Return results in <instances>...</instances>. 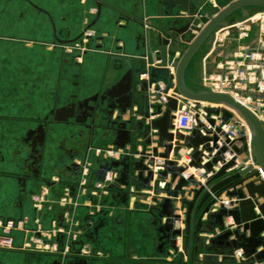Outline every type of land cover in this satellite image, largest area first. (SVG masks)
Wrapping results in <instances>:
<instances>
[{
	"label": "crops",
	"instance_id": "0c3cea01",
	"mask_svg": "<svg viewBox=\"0 0 264 264\" xmlns=\"http://www.w3.org/2000/svg\"><path fill=\"white\" fill-rule=\"evenodd\" d=\"M123 1L122 4L116 5L112 0H96V3L93 0H0V50L9 51L10 54L15 55L11 61H0V180L10 178L18 181L19 189L12 199L15 207L21 211L17 217L7 218L34 219L36 215L32 196L42 186L48 185L50 189L47 197L48 208L43 210L40 221L45 229H51L52 220L62 219L63 216V207L58 202L62 194L61 189L78 182L80 166L77 161L86 157L90 146L107 147L121 142L120 135L114 134L113 137L108 138V140L106 138L96 145L94 139L100 135V132L102 136L106 132L97 130L88 139L83 137L82 133L84 132L79 128L57 123L51 126L47 132V149L43 157L41 153L37 155L38 146L33 143H31L32 152H29L27 148L30 145L28 143L36 138L33 130L34 125H41L42 121L54 110L58 112L62 110L61 112L65 114L67 103L71 100V94L77 93L73 82L80 81L81 78H84L88 83L90 82L84 92L86 93L85 96L103 88L107 89L106 92L112 90L121 75L130 68L139 67L137 64L140 57L151 50L150 47L143 49L142 40H140V37L142 38L144 33L148 32L151 27L149 25L169 29L180 28L187 22V19L175 18L174 15L165 16L164 14L161 17L158 1L154 8L156 13L151 16L144 13L139 20L136 16L138 11L136 0ZM99 2L102 4V8L101 15L97 18ZM92 6L96 9L95 18L90 27V30L92 29L94 32L92 40V49L94 50L84 53L81 59L78 53L75 55L67 54L65 45L70 41L62 43L61 40L67 38L74 40L85 32L87 23L83 25V22L88 13L93 12ZM105 6L109 10L112 9L111 11L117 12L120 16L117 23L122 28L127 26L130 20H137L141 23L143 29L137 33L134 43L136 52L129 53L127 44L121 39H115L112 49H107L109 34L102 31L103 33L99 36L98 31L94 29L103 17ZM173 14H176V11ZM154 20H159V22L153 24L152 21L154 22ZM106 21L107 19L104 20V23ZM228 21L229 24L237 22V20L231 21L230 19ZM104 23L103 25H106ZM146 25L149 27L147 28ZM6 30H12L19 35L6 36L4 33ZM231 34L238 36V30H229L228 36ZM236 37L229 39V41L233 40L234 43V50L229 57H222L219 54L215 56L216 49L210 54L213 49L212 46L210 47L211 44L204 45L208 49L204 51L200 65L202 66L204 58L207 57V71L209 73L215 71L217 60L230 58L232 54L234 55L237 49L236 45L238 46ZM138 46H140L139 49ZM204 46L199 51H203ZM98 47L101 49L98 50ZM91 53L107 55L108 60L102 65L89 68L86 63L87 56ZM211 58L213 61L209 62ZM7 64L8 67H6ZM121 66L123 67L121 68ZM76 74H79L78 78L75 76ZM153 75L155 76L156 73ZM186 84L193 91H202L201 79L197 86L193 85L194 87H192L188 85L187 81ZM141 94L140 100L137 99L138 94L133 96V105L127 108L125 112L120 115L116 111L109 119L126 123V130L129 131L130 138L137 137L144 146H149L151 140L144 134L147 126L148 96L145 93ZM115 96L116 94L111 98ZM135 107L141 110L138 112V118L134 117ZM84 139L89 140V142L86 144L84 156L79 157L78 150ZM89 157L93 162V173L97 168H100L98 169L99 174L106 162L100 161L94 154L89 155ZM120 163L123 164V161ZM125 164L129 167L127 168L126 180L124 183H115L112 186L111 194L101 202L106 209L102 213L89 216L88 209L80 207L76 213L83 229L78 240L72 244L73 251L82 252L86 248L93 253L104 252L107 257L94 258L79 253L65 257L62 264H97L96 261L99 260H111L112 264H130L129 262H133V264H169L170 251L174 246L176 234L170 221L165 223L162 220L164 218L170 220L171 217L181 211L179 207L181 202H186L189 199L186 192L194 188L195 184H191L184 191L170 188L166 191L167 197L163 201L157 202V198L151 192L152 185L148 176V168L137 161H127ZM50 173V177L44 180L39 189L31 195V214H25L23 203L29 185L31 183L38 185L39 182L43 181V176ZM55 176L59 178V183L52 182ZM137 199H141V202H138ZM263 201L260 200V202ZM134 212H147L152 215L153 231L147 243L148 247L145 248V255L135 253L132 246L134 240H132L130 217ZM219 213L211 215L204 222L198 221L196 224L198 234L193 248L194 264H237L234 259V252L239 247H244L246 252V259L241 264H264V253L259 251L261 244H264L263 242L259 243V241L264 238L260 236L253 239L247 232L239 233V230H230L231 220L226 215L219 218L217 216ZM110 220H113L115 227L123 224L124 233L127 235L126 239L121 235L116 236V229L113 232L108 231ZM216 227L223 228L224 231L210 238L209 242L206 243V239L200 234L213 232ZM236 232L238 233L236 234ZM240 236L243 237L240 239ZM113 238L120 242V247L107 245L111 243ZM151 242L153 249L150 248ZM247 247H251V249H247ZM15 251L26 254H42ZM42 255L49 257L43 264H59L57 256L53 254ZM199 255H202V260L198 258ZM124 256H128V258L123 262L117 259ZM219 256L222 257V263H218Z\"/></svg>",
	"mask_w": 264,
	"mask_h": 264
},
{
	"label": "built area",
	"instance_id": "2783aa9c",
	"mask_svg": "<svg viewBox=\"0 0 264 264\" xmlns=\"http://www.w3.org/2000/svg\"><path fill=\"white\" fill-rule=\"evenodd\" d=\"M231 0L228 3L234 2ZM209 2L214 3L215 0H205V6L200 7V11L205 17H212L214 9H222L224 6H214L209 9ZM178 18L189 20L186 12H180ZM258 25V33L252 36L253 27ZM148 28L149 26L146 25ZM200 29L205 27V24L200 23ZM231 29L238 30V46L234 52L233 58H224L217 60L215 71L208 72L206 68V59L202 62L201 86L202 91L228 94L238 100L241 104L247 107L260 121L264 128V9L260 8L257 12L250 14L242 21H237L229 24L227 27L217 28L211 36L212 50L217 46H222L225 42L228 32ZM93 32H85L81 46L78 45V51L85 49ZM199 31L190 29L186 36V43L189 44L198 36ZM182 41L181 37H178ZM69 47H65L67 50ZM187 46L180 45L175 51L174 60H179L186 51ZM143 60V68L137 76L138 87H145L148 102L146 106V130L144 134L151 140L149 146H144L142 141L137 138H130L123 146L110 145L107 147L90 146L87 150L86 157L80 161L82 166L80 178L75 185H67L63 187L60 205L66 208L62 219H53L51 229L47 230L40 225V216L43 212V204L49 195V187L44 186L40 194L35 195L34 207L38 212L36 222L39 221L37 228L29 229L27 227L28 219L3 218L0 219V250H20L26 252H38L42 254H53L57 256V261L62 264L65 257L69 255H78L84 253L94 258L104 257L103 253H93L91 250L84 248L82 252H74L72 249L73 242H76L82 233L83 226L77 218V210L80 207H86L89 211V216L102 213L106 208L102 205V200L109 196L112 192V186L119 179L120 173L118 169L109 167L108 162H141L149 171L150 182L152 185V195L155 196L157 202L163 201L167 197L166 191L170 188L178 191H184L191 184H195L194 188L188 190L189 199L186 202H181V211L170 218H164L162 221L168 223L170 221L175 231V243L170 251L169 264H194V244L198 234L197 222L206 221L211 215L221 212L222 210L231 211L238 208L236 197H230L228 192L233 191L234 187H228L217 194H212L211 199L204 205L201 211H195L192 218L191 226L186 222L187 218V202L193 200L195 191L200 190L205 186L206 191H210L211 186H207L208 179L218 172L223 166L222 162H218L213 166V170L208 172L205 168H196L191 165L194 148L189 147L187 137L192 135V132L199 128L204 136L213 138L215 127H212L207 118L209 117L208 108L224 107L220 104L195 101L183 96L177 87L176 71L178 64L174 61L172 64L163 65V60L159 59L151 61L149 52L140 57ZM167 71L168 76L164 75ZM153 73H156L154 76ZM172 100L177 101L178 108L172 111L171 128L169 133L174 135L172 141H160V132L154 127V122L163 118L169 109V104ZM206 103V105H205ZM208 103V104H207ZM215 105V106H210ZM220 105V106H218ZM234 116L230 121L224 124L221 121V115H211V118L216 120V126L220 127L222 133H219L218 146H223L226 141V136L230 143L226 146L229 151L224 155L228 162L235 159V166L227 170V176L241 173L242 170L253 167L248 173L241 177L247 179L244 184L255 181L260 183V179H264V174L257 165L256 159L250 148L251 133L247 123L234 110L229 109ZM138 107L134 108V117L138 118ZM199 122L203 126H199ZM226 135V136H225ZM245 138L242 141L241 138ZM212 146V142L210 143ZM136 149L134 146H136ZM171 145L172 150L166 156L167 146ZM243 150L241 154L236 153L233 147ZM202 149V146L199 147ZM213 151V155L216 153ZM94 154L96 157L103 159L106 166L102 167L98 175L93 173V166L89 155ZM211 160L208 152L204 151L201 164L204 165ZM169 162L175 163V168L182 169V172L175 176L174 171L169 169ZM121 164V163H120ZM255 171L261 172V177H250ZM164 174V175H163ZM101 176V177H100ZM100 178V180H98ZM186 180L187 183L182 184L181 181ZM53 183H59V178H53ZM242 188L246 197L248 192L242 185L236 187ZM86 196L88 201H84ZM96 202H95V201ZM261 200V199H260ZM264 200V199H262ZM84 201V202H83ZM141 202V199H137ZM209 209L206 211V206ZM264 202V201H263ZM262 202V203H263ZM198 204V203H197ZM156 205V204H154ZM257 214L259 210L255 209ZM231 220L229 229L239 230V233H246L251 236L250 230H245L243 225H238L232 215L226 216ZM223 228L216 227L213 232L200 234L206 239V243L210 238L222 233ZM15 232L23 233L24 243L22 246L16 245ZM189 234L190 238H189ZM264 238V231L260 235ZM260 252L264 253V245L259 248ZM202 260V255L198 257ZM234 259L237 264H241L246 259L244 247H239L234 252ZM218 263H222V257H218Z\"/></svg>",
	"mask_w": 264,
	"mask_h": 264
},
{
	"label": "water",
	"instance_id": "95a60500",
	"mask_svg": "<svg viewBox=\"0 0 264 264\" xmlns=\"http://www.w3.org/2000/svg\"><path fill=\"white\" fill-rule=\"evenodd\" d=\"M159 4V15L162 17L165 16H175L178 18L180 12H186L189 16V20L186 24L180 28H169L165 29L161 26L154 27L151 26L148 32L144 33L145 35L140 37L142 40V48H149V55L151 61H156L159 59L163 60V65L172 64L174 61L178 64L176 71V80L178 91L188 99L195 101H205L223 105L221 108H208L207 112L209 117L207 118L209 124L212 127H215V134L213 138L204 136L199 128H196L192 135L187 137L189 147L194 148V153L192 155L191 165L196 168H205L208 172L213 170V166L218 162H222L223 166L218 172H215L211 176L206 185L211 186L210 191L205 190L203 186L200 190L195 191V196L192 201L187 202V218L186 222L188 226H191L193 214L195 211H201L204 205L211 199L212 194L220 193L228 187H234L233 191H229L228 195L230 197H236L238 201V208L227 211L222 210L217 216L221 218L223 215H232L238 225H243L245 230H250L251 236L253 239L259 238L261 233L264 231V202L260 203V199H264V179H260V183L256 184L255 181H250L246 184L247 179H243L241 176L248 173L253 167L244 169L241 173L233 174L228 177L227 170L235 166V159L226 161L224 155L229 151V148L226 146L227 143H230L229 139L226 136V141L223 146H218L219 133H222L220 127L216 126V120L211 118V115H221V121L226 124L234 116V114L229 110L232 109L236 111L247 123L248 128L251 133L250 148L253 152V155L256 159L257 165L260 167L261 171L264 174V128L261 125L258 118L243 104L238 100L228 94L223 93H214V92H205V91H193L191 90L185 80L186 70L196 55L197 52L204 45L211 44V36L213 32L219 27H227L229 25L228 19L240 11L243 15V18H247L251 14V9L253 8H262L264 9V0H236L234 2L228 3L222 9H214L212 17H205L200 11V7L205 6V0H158ZM101 3H98L99 14L101 15ZM177 8L176 14H173L172 9ZM200 23L205 24L203 29H200L198 26ZM90 25L88 28H90ZM190 29L199 31L198 36H196L193 41L189 44L186 43V36ZM82 36V35H81ZM78 38L70 41L75 42ZM181 37L182 41L178 39ZM180 45L187 46L186 51L179 60H174L175 51ZM140 46H138V49ZM138 63L140 66L138 68H130L126 74L119 80V82L112 88L116 90L117 88L125 87L124 90H121V93H117L115 98L117 99H126L127 102L124 106H119L122 112H125L127 108L133 105V96L135 94L144 93L145 87H138L137 76L140 74L143 68V60H139ZM123 66H121L122 68ZM165 76H168L167 71L164 72ZM137 103V102H136ZM178 105L176 100H172L169 104V109L166 112L165 116L154 122V127L157 128L160 132V141L165 140L172 141L174 135L169 133L168 130L171 128L172 120V111L177 110ZM59 112L57 111V114ZM54 114V111L51 112ZM112 112L110 113V116ZM48 119V116L45 118ZM109 119V124H115ZM199 126H203L202 122H199ZM43 127V126H42ZM127 124L120 123L118 124L117 133L120 135L119 139L121 142H118L117 145L123 146L125 142L129 141L130 133L126 130ZM44 135V134H43ZM242 141H245V138H241ZM213 143L212 146L210 143ZM202 146V149L199 147ZM217 150L213 155V151ZM166 156L169 155L172 150V146H167ZM233 150L241 154L243 150H240L237 147H233ZM204 151L208 152L211 156V160L206 164L202 165L201 160ZM114 166H118L119 163L114 162ZM169 169L174 171L175 176L182 172V169L175 168L174 162H169ZM128 165L125 164V170L123 177L126 178ZM261 177L260 171H255L250 177ZM182 184L187 183L186 180L181 181ZM237 185H242L246 188L248 192V197H246L242 188H236ZM198 203V204H197ZM206 206V211L209 209V205ZM258 209L260 214H257L255 209ZM238 232H236L237 234ZM229 234V233H228ZM243 236H240V239ZM264 243V239H261L259 243Z\"/></svg>",
	"mask_w": 264,
	"mask_h": 264
},
{
	"label": "rangeland",
	"instance_id": "374dc122",
	"mask_svg": "<svg viewBox=\"0 0 264 264\" xmlns=\"http://www.w3.org/2000/svg\"><path fill=\"white\" fill-rule=\"evenodd\" d=\"M112 1L114 4L120 5V4H122L121 2L123 0H112ZM157 1L158 0H136V8L138 9L137 14H136L137 18L140 20L143 17L144 13H146L149 16L154 15V13H156L154 8H155ZM230 1L231 0H215L214 3L209 2L208 8L211 9L214 6V4L217 7H221ZM92 7H93L92 8L93 12L88 13L87 18L83 22V25H85L86 23H88V21H91L95 18L94 12L96 9L94 8V6H92ZM111 10H109L106 6L103 8V17L101 18L100 22L98 23V25L94 29L98 31L97 33L99 36L104 31H106L109 34V38L107 39L108 40L107 49H112V47L114 46L113 41L115 39H121L127 44V49H128L127 51L129 53L136 52V50L134 48V43H135V38L137 36V33L141 32L143 29L141 23H139L137 20H130L128 25L125 26L124 28H122L117 23L120 20V16H118L116 11H111ZM258 10L259 9H251V14L257 12ZM88 12H89V10H88ZM15 18H16V15H15ZM105 19H107L106 23H104ZM243 19H244L243 15L240 11H238L236 14H234L230 18L231 21H236V20L242 21ZM158 22H159V20H154V22L152 21L153 24L158 23ZM103 23L106 25H103ZM258 25H260V22L255 24V27H253L252 36H255L256 33H258L257 32L258 31ZM90 31L93 32L92 29L89 30V32ZM4 33L6 36L7 35L8 36H16V35L18 36L19 35L17 32H14L12 30H6ZM84 33L85 32H83V34L81 36L82 38H84ZM23 35L25 36V34H23ZM236 36H235V34L229 35L228 39H226L227 41H225L222 44V46H217L216 50H215V56L217 54H219V55H222V57H229L230 54L232 53V51L234 50L233 40L229 41V39H233ZM236 38H238V36ZM81 41H83V39H81L79 42L75 41L73 43H68L67 45H65V47L66 46L69 47L67 50H65V52L67 54H71V55H75L76 53H79L78 45L81 47H82V45H84V44H81ZM236 44H237V41H236ZM94 46H96V45H94ZM236 48H237V45H236ZM97 49L99 50L101 48L98 47ZM207 49L208 48L206 46H204L203 51L197 52L196 55L194 56V58L192 59V61L190 62L187 70H186V81H187L188 85H190L192 87H194L193 85L197 86L199 83V80L201 79L202 66L200 65V59L203 56L204 51H207ZM231 56L232 57H230V58H233L234 55L232 54ZM14 57H15V55L10 54L9 51L0 50V61H11L14 59ZM107 58H108L107 55H102V54L96 55V54L91 53L87 56L86 66L89 68L97 67L99 65H102V63H104L105 61H107L108 60ZM212 61H213V58H211L209 60V62H212ZM137 65L140 66L139 63ZM8 66L9 65L7 64L6 67H8ZM141 97H142V94L137 95V99L140 100ZM61 111L59 112V116L62 114ZM117 112L120 115L122 114V111L120 109H118ZM33 130H34V134H36L35 139L40 142L41 138H42V133L44 131L43 127L41 125L36 124V125H34ZM99 134L100 135H98L94 139V144H96V145L101 143V141L105 140L106 138H107L106 140H108V138L113 137V134H111V133H103L104 134L103 136L101 135L102 134L101 132ZM135 138H137V137H135ZM33 141H34V139H33ZM32 142H30V143L27 142L28 145H30L27 148L29 150V152H32V147H31ZM88 142H89V140L84 139L83 143H81V146L78 150L79 151V154H78L79 157L84 156V153L86 151V144ZM134 147L136 149L137 145ZM40 149H41V146L39 145L37 147V151H38L37 155H40V153H41ZM99 159H100V161L103 160L101 158H99ZM80 161H82V159L78 160L77 164L80 166L79 170L81 172L82 166L80 164ZM90 161H91V163H93L92 160H90ZM103 162H105V161H103ZM125 162H127V161H125ZM125 162H123V164L122 163L118 164V166H114L113 162L107 163L109 165V167H113L115 169H118V171L120 173L119 179L117 180L116 183H118V182L124 183V181L126 180V178L123 177V173L125 170ZM98 169H100V168H97L96 170L94 168V170H95L94 173L96 175H98ZM50 175H51V173L43 176V181L39 182L38 185H34L32 183L29 185V188L26 191L25 200L23 203L24 204L23 205V212L25 214H31V195H32V193L36 192L39 189V187L43 184L44 180L48 179L50 177ZM55 178H57V176H55ZM79 178H80V176H79ZM79 178H78V180H79ZM98 180H100V178H98ZM43 187L44 186H42L40 188V190L32 196L33 208H34L36 216L34 219L28 220L27 227L29 229L37 228V225L39 223V221L36 222V219L38 217V212H37L36 208L34 207V198L33 197L35 195L40 194ZM18 189H19V184H18L17 180L10 179V178L0 180V219L7 218V217H17L21 213V211L15 207L14 200L12 199L14 196H16ZM61 191L63 192V189H61ZM61 196H62V194H61ZM88 199H89V197L86 196V199L84 201H88ZM60 201H61V197L59 198V201H58L59 204H60ZM47 205H48V200L46 199V202L43 204V207H42L43 210H47V208H48ZM62 209H63V215H64V213L66 212V208H62ZM117 214H119V212H117ZM130 219H131V226H132V240H134L133 245H132L133 249H134L135 253H140V255H145L146 254L145 248H146V246L148 247L147 243H148L149 239L151 238L152 231H153L152 223H151L152 222V215L150 213H147V212H134V213H132ZM112 221L113 220H110L111 223L108 227V231L113 232L116 229V236L121 235V236L125 237L124 239H126L127 235L124 233L125 227L122 226L123 224H121V226L115 227L116 225L113 224ZM40 225L43 226L41 221H40ZM43 228H44V226H43ZM14 236L16 238V245L21 246L24 243L23 233L15 232ZM138 237H140V238H139L138 243H137L136 241H137ZM138 244H139V246H138ZM107 245H112V246H117V247L121 246L120 242L115 238H113L111 243H108ZM263 245L264 244H261L260 247H262ZM150 248H152V242H151ZM133 249H131V250L133 251ZM247 249H251V247L250 248L247 247ZM257 251H258V248H257ZM257 251H256V253H257ZM103 254H104V257H107L106 253L103 252ZM256 257H258V256H256ZM126 258H128V256H124L121 258L118 257L117 259L118 260H121V259L124 260ZM47 259H49V257L42 255V254H26L24 252H19V251H14V250L13 251L12 250H0V264H43ZM110 261L99 260V261H96V263L97 264H112ZM129 263L133 264V262H129Z\"/></svg>",
	"mask_w": 264,
	"mask_h": 264
},
{
	"label": "flooded vegetation",
	"instance_id": "af4514ba",
	"mask_svg": "<svg viewBox=\"0 0 264 264\" xmlns=\"http://www.w3.org/2000/svg\"><path fill=\"white\" fill-rule=\"evenodd\" d=\"M96 3V0H93ZM102 8V5H101ZM177 12V8H173L172 12ZM99 14V10H98ZM94 21H88L86 24L87 28L85 29V32L89 31L90 28H88L92 22ZM71 39L73 38H67L61 40L63 43L64 41H72ZM82 37H80L76 42H79ZM92 40L93 37H91L88 41L87 47L85 49L80 50L81 52L78 53V55L82 59V55L85 53L90 52L92 49ZM73 43V42H69ZM58 45V43L56 42ZM67 45V44H66ZM118 65H121L117 63ZM138 68V67H137ZM128 71V70H127ZM126 71V72H127ZM124 72L121 77L118 79L116 83L121 80V78L126 74ZM77 78L79 77V74H76ZM90 85V82L88 83L87 81L84 80V78L80 79V81H75L73 82V86L77 90V93L71 94V100L67 103V108L65 111V114H61L59 116V113L57 114V111L54 110V114H49L48 119H44L41 123V126H43V133H42V138L41 141L39 142L35 138L34 141L32 142L35 146H41V155L43 157V154L45 150L47 149V132L49 128L57 123H62L67 126L71 127H76L79 128L81 131H83V137L85 136L86 138H91L92 135L94 134L95 131L97 130H102L106 133H111V134H118V124H120L119 120H113L112 122H116L115 124H109V118H110V113L112 112V115L120 109L119 106H124L127 102L126 99H117V98H111L113 95L117 93H121V90H124L125 87L117 88L116 90H109L106 92L107 89H100L98 92H93L89 93L88 95L85 96L86 93L85 90H87L86 87ZM111 115V116H112ZM120 117V116H118ZM119 119V118H118ZM44 134V135H43ZM81 134V136H82ZM125 260V259H124ZM122 261L123 260H119Z\"/></svg>",
	"mask_w": 264,
	"mask_h": 264
},
{
	"label": "bare ground",
	"instance_id": "6f19581e",
	"mask_svg": "<svg viewBox=\"0 0 264 264\" xmlns=\"http://www.w3.org/2000/svg\"><path fill=\"white\" fill-rule=\"evenodd\" d=\"M207 104H208V103H207ZM205 105H206V103H205ZM210 106H215V105H210ZM218 106H220V105H218ZM221 106H222V105H221ZM260 203H262V202H260ZM190 235H191V234H189V238H190Z\"/></svg>",
	"mask_w": 264,
	"mask_h": 264
},
{
	"label": "trees",
	"instance_id": "16d2710c",
	"mask_svg": "<svg viewBox=\"0 0 264 264\" xmlns=\"http://www.w3.org/2000/svg\"><path fill=\"white\" fill-rule=\"evenodd\" d=\"M253 9H260V8H253Z\"/></svg>",
	"mask_w": 264,
	"mask_h": 264
}]
</instances>
